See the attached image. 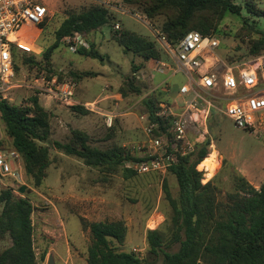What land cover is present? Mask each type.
<instances>
[{"label": "rangeland", "instance_id": "rangeland-1", "mask_svg": "<svg viewBox=\"0 0 264 264\" xmlns=\"http://www.w3.org/2000/svg\"><path fill=\"white\" fill-rule=\"evenodd\" d=\"M108 1L123 9H111L117 21L83 35L85 46L82 48L95 51L99 56L97 59L70 52L63 39L49 60L43 57L44 51L54 43L55 32L63 21L69 15L95 5L89 0H43L48 13L44 22L29 32L28 39L33 40L31 53L22 55L17 52L13 57L17 68L14 83L18 87L9 93L8 99L11 100L8 102L29 107L28 98L36 96L40 106L49 114L51 130L48 141L41 144L48 148L50 164L40 186L35 187L25 174L21 156L18 177L0 178V192L10 190L15 198L26 199L33 207L30 219L35 264H46L49 256L54 264H86L91 238L84 225L112 221H122L126 228L124 241L111 243L115 251L131 253L142 260V264L162 263L161 254L157 258L149 254L146 232L156 229L167 238L171 226V207L167 198L176 201L179 198L176 178L168 171L137 174L128 165L144 155L142 148L138 150V147L148 141L149 136L139 120L147 115L145 99L161 86L159 84L166 82L168 93L162 99L171 103L174 98L180 105L177 92L186 78L181 72L172 75L157 67L158 62L174 67L173 60L164 51H161L160 60L144 62L131 52L125 53L115 42V32L127 30L154 42L160 50L161 45L150 24L160 27L165 16L149 19L139 5H125L122 0ZM155 1L141 0L145 4H154ZM227 1L239 8V14L211 7L196 15L198 20L216 29L211 35L218 39L219 46L206 66L220 75L226 69L252 63L264 55V48L258 55L250 53L252 43L264 38V16L260 14L264 12V0ZM172 12L168 11L166 15ZM29 57L33 58L31 63ZM73 71L90 75L77 83L69 74ZM52 80L56 84L73 82L74 99L78 104L92 103L101 111L114 112L113 127L106 128L99 114L82 115L73 111L72 106L50 102L42 96L36 88ZM134 87L140 89L138 94L133 91ZM122 89L125 93L121 92ZM203 96L208 104L202 103L200 109L208 108L209 113L205 120L206 133L199 144H212L214 150L208 146L206 158L211 152H216V156L211 170L201 169V161L196 171L201 175L200 183L210 182L216 188V200L225 203L227 196L236 191L238 176L255 189L264 182V117L251 132L238 129L220 112L237 95H226L219 86ZM197 120L195 126L199 128L202 119L197 117ZM0 127L3 146L12 148L11 139L1 124ZM163 128L153 130L150 137L165 134L170 125ZM72 130L85 132L92 147L106 150L118 146L131 159L113 171L86 167L82 160L67 156L52 145L53 142L66 143ZM124 170L134 174L125 177ZM22 186L25 190L19 193ZM10 245V238L5 236L0 241V253ZM163 248L174 252L178 245Z\"/></svg>", "mask_w": 264, "mask_h": 264}, {"label": "trees", "instance_id": "trees-1", "mask_svg": "<svg viewBox=\"0 0 264 264\" xmlns=\"http://www.w3.org/2000/svg\"><path fill=\"white\" fill-rule=\"evenodd\" d=\"M125 5H139L143 14L149 19L158 15L166 17L160 27L150 24L162 33L171 45H177L189 32L195 31L203 36L211 35L216 30L212 25L196 18L200 12L211 7L239 14V8L227 0H156L154 4H145L141 0H122ZM168 11H174L167 14ZM264 16V12H260ZM117 21L111 9L93 5L78 14H71L55 32V41L43 53L49 60L52 53L59 48L60 41L74 33L87 34L96 31L109 23ZM115 42L125 53L131 52L144 62L160 60V50L154 42L127 30L116 31ZM264 48V38L252 43L250 53L258 55ZM13 57L30 54L13 48ZM164 53V52H163ZM76 54L82 57L97 59L93 50L80 47ZM31 63L32 57L28 58ZM14 63V62H13ZM15 72L17 70L14 64ZM78 83L88 77L87 72H70ZM133 80V78H132ZM131 80V83H132ZM137 94L140 89L134 87ZM125 93L124 89L121 90ZM146 98L144 105L149 120L158 122L159 129L169 126L168 119L156 117L159 104L170 105L162 96L167 91L158 88ZM29 107L0 102V124L5 134L11 139L12 148L21 156L25 174L35 187L40 186L45 171L50 164L49 151L42 143L48 141L51 130L48 112L40 106L36 96L28 98ZM71 109L82 115L88 112L81 106ZM113 127V126H112ZM55 149L67 156L82 160L86 167L101 168L113 171L122 163L131 159L122 148L112 146L106 150L92 147L89 136L79 130H72L66 143L53 142ZM208 142L196 145L192 153L179 157L176 163L168 168L177 181L178 200L168 196L171 207V226L168 229L169 240L163 232L156 229L147 230L146 242L148 252L153 258L162 255L161 264H264V182L255 189L246 180L236 178V191L227 196L225 203L216 200V188L210 182L200 183V173L196 166L207 159ZM127 175L134 173L124 170ZM124 172V173H125ZM209 176V175H208ZM165 193L168 195L166 186ZM0 241L5 236L10 238L11 245L0 253V264H35L33 251L32 223L30 216L33 207L23 198H15L10 190L0 192ZM89 229L90 245L87 249L86 264H142L131 253L117 252L112 242L121 244L124 241L126 228L122 221L92 222L84 225ZM178 245L174 252L165 251L163 247Z\"/></svg>", "mask_w": 264, "mask_h": 264}, {"label": "built area", "instance_id": "built-area-1", "mask_svg": "<svg viewBox=\"0 0 264 264\" xmlns=\"http://www.w3.org/2000/svg\"><path fill=\"white\" fill-rule=\"evenodd\" d=\"M89 1L108 9L123 10L108 0ZM47 13L43 0H0V102L10 101L9 93L18 87L14 83L13 48L30 52L33 40L28 39L29 32L44 22ZM152 30L161 49L174 62V67L164 62H158L157 67L172 75L183 73L186 82L178 88L177 96L181 98L178 108H173L175 101L170 105L160 103L159 110L154 114L156 117L168 119L170 128L165 134L150 137L153 130L159 128L158 122L150 121L148 114L139 118L141 128L149 137L147 142L138 147V150L142 148L144 155L128 165L137 174L164 173L179 157L193 152L195 146L201 143L200 138H204L206 133L205 120L209 110L204 107L200 109L202 103L208 104L203 94L219 86L226 95H237L220 111L236 128L251 132L264 117V55L252 60V63L226 69L220 75L206 66L208 58H213L214 51L219 46L216 37L203 36L192 31L173 46L162 33L154 28ZM63 40L72 53L85 46L82 34L74 33ZM166 86L165 82L159 88L167 91ZM36 89L50 102L71 105L75 84H56L52 80L42 83ZM81 106L90 113L99 114L106 128L113 126L116 117L114 112L101 111L92 103ZM197 117L202 119L199 128L195 126ZM2 143L0 132V178L16 179L17 169H20V155L14 148L5 149ZM209 147L214 150L212 144Z\"/></svg>", "mask_w": 264, "mask_h": 264}, {"label": "bare ground", "instance_id": "bare-ground-1", "mask_svg": "<svg viewBox=\"0 0 264 264\" xmlns=\"http://www.w3.org/2000/svg\"><path fill=\"white\" fill-rule=\"evenodd\" d=\"M215 156H216V152H211L209 157L201 162V164H200L201 169L208 171L210 169V167L212 166V163L215 162L214 161Z\"/></svg>", "mask_w": 264, "mask_h": 264}, {"label": "crops", "instance_id": "crops-1", "mask_svg": "<svg viewBox=\"0 0 264 264\" xmlns=\"http://www.w3.org/2000/svg\"><path fill=\"white\" fill-rule=\"evenodd\" d=\"M209 60H211V57H209L208 58V61ZM158 73V72H157ZM160 74V73H159ZM172 76V75H171ZM185 76V75H184ZM164 83V82H163ZM167 84V83H166ZM159 85H161V84H159ZM182 85V84H181ZM180 85V86H181ZM159 87V86H158ZM170 90V89H169ZM168 93V92H167ZM169 98H173L172 96H168ZM173 101H175V99L173 98ZM77 105H79V106H81L82 104H78V102H76V100L74 99V95H73V97H72V103H71V105H69V106H77ZM177 105V104H176ZM176 105H173V108H178V105L176 106ZM211 168H212V166L210 167V169L209 170H211Z\"/></svg>", "mask_w": 264, "mask_h": 264}, {"label": "water", "instance_id": "water-1", "mask_svg": "<svg viewBox=\"0 0 264 264\" xmlns=\"http://www.w3.org/2000/svg\"><path fill=\"white\" fill-rule=\"evenodd\" d=\"M24 190H25V186H22V187L19 188L18 192H19V193H23ZM46 264H54V263H53V259H52L51 256L48 257V260H47V263H46Z\"/></svg>", "mask_w": 264, "mask_h": 264}]
</instances>
